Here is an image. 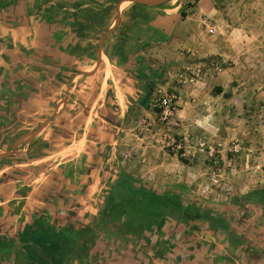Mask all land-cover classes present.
Instances as JSON below:
<instances>
[{
    "label": "crops",
    "instance_id": "crops-1",
    "mask_svg": "<svg viewBox=\"0 0 264 264\" xmlns=\"http://www.w3.org/2000/svg\"><path fill=\"white\" fill-rule=\"evenodd\" d=\"M119 3L66 0L62 10L35 20L28 3H22L24 11L17 9L24 15L19 20L16 9L0 7V151L14 141L20 128L38 126L52 110L47 103L62 89L70 97L55 117L61 114L58 118L64 120L42 121L33 131L36 135L0 159V240H16L15 263L24 264L19 239L36 220L73 228L98 222L112 170L115 176L119 173L114 167L119 130L113 128H122L131 107L155 112L154 92L146 98L147 84L165 79L169 87V73L182 66L171 64L169 69V48L171 55L180 48H197L224 56L230 61L229 82L235 96L243 83H250L247 95L264 96V77L253 75L255 70L264 72V0L256 15L261 24L247 18L224 38L229 53L222 47V29L210 35L202 28L204 18L220 17L212 0H198L185 18L181 5ZM113 12L116 18L107 24ZM118 14L121 20L115 25ZM152 52L161 59H137ZM83 76L91 84L79 88L80 96L88 100L84 106L82 100L71 103V92ZM59 144L65 145L56 149ZM243 221H235L244 224L241 228L231 224L234 236L243 241L237 245L230 240L232 234L210 224L191 232L183 221L171 218L162 232L149 235L148 242L139 237L133 252L122 250L119 264H264V232L258 236L246 232L250 222ZM0 244L1 249L7 245Z\"/></svg>",
    "mask_w": 264,
    "mask_h": 264
},
{
    "label": "rangeland",
    "instance_id": "rangeland-1",
    "mask_svg": "<svg viewBox=\"0 0 264 264\" xmlns=\"http://www.w3.org/2000/svg\"><path fill=\"white\" fill-rule=\"evenodd\" d=\"M116 1L119 3L121 0ZM197 1L171 0L164 7L181 5L180 8L186 10V16H189L194 12ZM212 1L220 11V17L203 19L202 28L210 35L222 29L219 33L223 39L228 38L236 28L240 29L247 18L254 24L262 22V18L256 16L261 11V0ZM62 2L66 0H0V7L12 12L19 8L23 10L22 3L24 6L28 3L30 15L36 16L32 17L35 20L39 17L43 19L49 11L56 13L62 8ZM130 3L125 2L124 5ZM53 7L56 8L51 10ZM17 11L19 15L15 18L19 20L24 15H21L20 10ZM114 18L116 12L106 23L111 24ZM223 43V49L229 53L231 48L228 40L224 39ZM144 56L161 59L153 52L150 56L142 54L137 59H144ZM224 59L219 54H204L197 48H180L171 55L169 48V69L171 64L180 63L182 66L169 73V87L165 79L154 81L152 103L155 112L131 107L122 128H113L116 132L119 130L117 156L114 157V167H118L119 173L115 176V170H112L110 183L125 172L138 185L147 186L159 194L175 195L185 204L195 203L206 212L225 217L236 228L244 226L235 222L242 215L244 223L250 222L244 230L258 236L264 232V203L257 197L247 201L242 199L264 187V96L247 95L245 87L250 83H243L236 97L233 83L231 88L229 82L230 61ZM75 72H80V69ZM253 75L262 79L264 72L255 70ZM143 78L147 79L146 76ZM86 79L83 76L76 82L77 87L71 92V103L78 104L81 100L83 106L88 103L79 92V88L84 85H91ZM68 93V90L62 89L54 101L47 103L52 110L40 119L39 125L20 128L13 137L14 141L0 153L14 149L15 141L40 129L44 123L42 121L64 120V117L58 118L60 113L55 117L70 99ZM166 110H169L167 119ZM37 142L38 139L33 145ZM63 145L59 144L56 149ZM108 151L106 149L105 152ZM247 209L251 210L250 214ZM161 214L166 215L167 211L163 210ZM97 221L85 227L79 241L86 249L69 264H119L124 259L119 257L123 254L122 250L134 249L129 239L131 236L121 229L118 222L115 224L111 219L101 217ZM192 223H185L191 232L204 226ZM13 254L6 255L0 264H19L15 263Z\"/></svg>",
    "mask_w": 264,
    "mask_h": 264
},
{
    "label": "trees",
    "instance_id": "trees-1",
    "mask_svg": "<svg viewBox=\"0 0 264 264\" xmlns=\"http://www.w3.org/2000/svg\"><path fill=\"white\" fill-rule=\"evenodd\" d=\"M164 6L165 3H162L157 7ZM181 14L186 16V10L182 9ZM153 91L154 83L149 82L146 98H150ZM133 180L125 172L120 174L106 191L100 215L102 219H111L115 224L118 222L122 226L121 229L131 236L129 239L132 244L137 242L139 244V237L143 239V242H148L149 235L162 232L163 227L171 218L187 224L193 221V225L210 224L212 228L228 232L232 234L231 236L235 235L231 223L225 217L206 212L195 203L185 204L175 195L159 194L156 190L142 184L138 185ZM253 197L259 198L264 203V187L242 200L247 201ZM163 210L167 211L166 215L161 214ZM250 213L251 210L248 211V214ZM242 219L240 215L236 220L240 222ZM180 228H182L181 225ZM85 230V227H57L47 220H36L25 228L19 239L21 245L19 258L24 264H68L69 261L80 257L83 250L85 251L86 248L84 249L79 241ZM230 240L237 245L243 242L239 236H234ZM15 241L14 239L0 240L7 244L2 249L0 248V260L6 255L11 256L16 250Z\"/></svg>",
    "mask_w": 264,
    "mask_h": 264
},
{
    "label": "water",
    "instance_id": "water-1",
    "mask_svg": "<svg viewBox=\"0 0 264 264\" xmlns=\"http://www.w3.org/2000/svg\"><path fill=\"white\" fill-rule=\"evenodd\" d=\"M168 1H171V0H121V2L119 3V6L122 3H124V2H135V3L145 4V5H148V6H159L162 3H166ZM120 20H121V15L118 14V17H117V20H116V24L115 25L119 24ZM36 134H37V132H33L28 137L18 140L15 143V145H14V149L7 150L5 152L0 153V159L5 158V157H8V156H11L15 152V149L16 148H18L20 145H22L24 143V141L28 140L29 137H32V136H34Z\"/></svg>",
    "mask_w": 264,
    "mask_h": 264
},
{
    "label": "built area",
    "instance_id": "built-area-1",
    "mask_svg": "<svg viewBox=\"0 0 264 264\" xmlns=\"http://www.w3.org/2000/svg\"><path fill=\"white\" fill-rule=\"evenodd\" d=\"M165 114H166V115H165V118L167 119V116L169 115V110H166V111H165Z\"/></svg>",
    "mask_w": 264,
    "mask_h": 264
}]
</instances>
